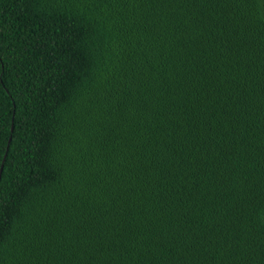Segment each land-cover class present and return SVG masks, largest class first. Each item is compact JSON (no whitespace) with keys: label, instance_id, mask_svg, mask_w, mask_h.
<instances>
[{"label":"trees","instance_id":"1","mask_svg":"<svg viewBox=\"0 0 264 264\" xmlns=\"http://www.w3.org/2000/svg\"><path fill=\"white\" fill-rule=\"evenodd\" d=\"M0 264H264V0H0Z\"/></svg>","mask_w":264,"mask_h":264},{"label":"water","instance_id":"2","mask_svg":"<svg viewBox=\"0 0 264 264\" xmlns=\"http://www.w3.org/2000/svg\"><path fill=\"white\" fill-rule=\"evenodd\" d=\"M1 170H2V164H1V167H0V172H1Z\"/></svg>","mask_w":264,"mask_h":264}]
</instances>
